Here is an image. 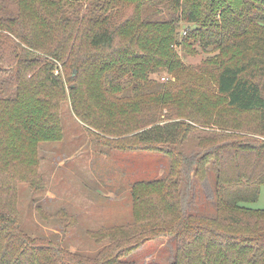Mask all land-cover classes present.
<instances>
[{"label":"trees","instance_id":"obj_1","mask_svg":"<svg viewBox=\"0 0 264 264\" xmlns=\"http://www.w3.org/2000/svg\"><path fill=\"white\" fill-rule=\"evenodd\" d=\"M181 22L190 25L179 29ZM192 44L219 56L230 50L240 55L219 61L211 76L229 111L258 113L264 136V0H0V156L5 147L26 145L36 165L37 143L61 138L66 95L60 62L74 83L71 110L98 144L159 152L170 160L165 176L132 184L130 222L88 231L96 242H108L93 256L29 237L17 215L0 204V264H135L123 257L163 236L174 240L170 264H264V209L246 205L264 185V138L248 136L254 126L221 109L203 108L200 84L184 85L189 70L172 46L189 51ZM159 69L176 81L150 80ZM121 106L134 109L133 122L109 124ZM191 132L203 149L193 175L201 180L208 170L214 174L212 215L182 206L183 148ZM37 180L34 170L24 179L35 188ZM149 190L160 191L162 213L155 204L142 213Z\"/></svg>","mask_w":264,"mask_h":264},{"label":"rangeland","instance_id":"obj_2","mask_svg":"<svg viewBox=\"0 0 264 264\" xmlns=\"http://www.w3.org/2000/svg\"><path fill=\"white\" fill-rule=\"evenodd\" d=\"M183 25L190 24L181 22L179 29ZM172 47L189 70L184 85L198 83L202 86L205 97L203 108L210 111L221 109L231 119L254 126V133L245 132L248 136L264 138L258 126V113L229 111L225 107L224 97L216 90L215 77L211 76L219 61L222 65L239 60L237 52L231 54V50L224 51L219 56L218 50L205 51L196 44H192L189 51L182 45ZM211 60L216 61V64L211 63ZM57 66L63 77L65 92L61 96L66 95L60 103L61 138L37 143L36 165L32 164L30 148L26 145L19 148L5 147L1 151L0 174L5 191L4 194L0 192V204L4 210L13 211L17 215L20 227L29 237L44 238L69 251L93 256L108 242H96L88 235V231L130 222L133 218L130 197L132 184L138 180L165 176L170 160L167 155L159 152L117 151L98 144L72 112L68 91L74 83L72 79H66L60 62H57ZM203 66L205 70L201 71ZM185 73L186 71H181V75ZM148 78L162 85L176 81L174 75L162 69L149 73ZM126 91L130 92V89ZM134 116V109L116 107L108 118V123L130 125ZM180 118L200 127L187 118ZM205 129L218 130L216 127ZM136 131L138 129L126 134L132 135ZM224 132L243 133L229 129ZM192 135L194 133L191 132V137L186 139L183 148L180 181L182 206L187 213L212 215L215 212L216 198L214 174L208 170L201 180L193 175L194 160L203 153V149L196 145ZM228 139L233 138L229 136L225 140ZM30 170H34L38 179L36 186L41 185L40 187H32L29 182L24 181ZM151 204H155L161 213L165 210L160 191L149 190L142 202V213ZM246 205L264 209V185L260 187L257 200ZM174 248L172 237H157L146 241L123 259L135 264H170Z\"/></svg>","mask_w":264,"mask_h":264},{"label":"built area","instance_id":"obj_3","mask_svg":"<svg viewBox=\"0 0 264 264\" xmlns=\"http://www.w3.org/2000/svg\"><path fill=\"white\" fill-rule=\"evenodd\" d=\"M185 34V31H182V35Z\"/></svg>","mask_w":264,"mask_h":264}]
</instances>
